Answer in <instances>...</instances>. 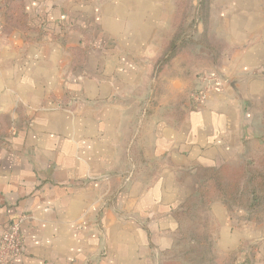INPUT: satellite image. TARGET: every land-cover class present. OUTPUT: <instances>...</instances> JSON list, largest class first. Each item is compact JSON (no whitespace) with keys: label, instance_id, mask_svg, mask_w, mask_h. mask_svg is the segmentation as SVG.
I'll list each match as a JSON object with an SVG mask.
<instances>
[{"label":"crops","instance_id":"0c3cea01","mask_svg":"<svg viewBox=\"0 0 264 264\" xmlns=\"http://www.w3.org/2000/svg\"><path fill=\"white\" fill-rule=\"evenodd\" d=\"M205 1L2 3L10 264H264V213L186 223L205 172L264 155V0Z\"/></svg>","mask_w":264,"mask_h":264},{"label":"trees","instance_id":"16d2710c","mask_svg":"<svg viewBox=\"0 0 264 264\" xmlns=\"http://www.w3.org/2000/svg\"><path fill=\"white\" fill-rule=\"evenodd\" d=\"M7 1L0 0V8ZM205 2L202 0V9ZM262 127L264 130V115ZM198 199L204 211L212 200L218 199L236 208L264 213V155L242 165L223 166L217 171L205 172L198 187ZM193 209L188 206L184 211L189 215L193 214Z\"/></svg>","mask_w":264,"mask_h":264},{"label":"built area","instance_id":"2783aa9c","mask_svg":"<svg viewBox=\"0 0 264 264\" xmlns=\"http://www.w3.org/2000/svg\"><path fill=\"white\" fill-rule=\"evenodd\" d=\"M203 94L196 96V101H202ZM23 249L22 235L19 224H10L1 234L0 238V264H10L11 261L20 255Z\"/></svg>","mask_w":264,"mask_h":264},{"label":"rangeland","instance_id":"374dc122","mask_svg":"<svg viewBox=\"0 0 264 264\" xmlns=\"http://www.w3.org/2000/svg\"><path fill=\"white\" fill-rule=\"evenodd\" d=\"M202 93V92H201ZM201 93H197V94H192L191 96H190V99H192V100H194V102L196 103V102H199V101H196V96H198V95H200ZM204 96V95H203ZM203 100V99H202ZM264 106V105H263ZM264 115V114H263ZM261 116V115H260ZM260 116H256V118H255V123L256 124H259V122H260V120H261V122H262V120H263V117L261 118ZM261 118V119H260ZM262 124V123H261ZM251 149H254V152L255 153H258L259 151H262L263 149H264V147H261V148H259L258 146L257 147H251ZM264 151V150H263ZM262 151V152H263ZM243 164V163H242ZM241 164V165H242ZM236 166H238V165H236ZM194 212H193V214H189V215H187V217H186V223L189 225V224H192V223H194V222H196V221H194L195 220V217H199V215L201 216V215H203V218L204 219H206V217H204V214H203V212H204V209H201L200 207H195V210H193ZM198 222V221H197ZM192 229H193V226H192ZM191 229V230H192Z\"/></svg>","mask_w":264,"mask_h":264}]
</instances>
